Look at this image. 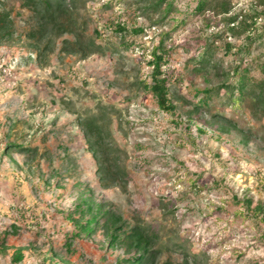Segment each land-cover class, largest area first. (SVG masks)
Returning a JSON list of instances; mask_svg holds the SVG:
<instances>
[{"label": "rangeland", "instance_id": "rangeland-1", "mask_svg": "<svg viewBox=\"0 0 264 264\" xmlns=\"http://www.w3.org/2000/svg\"><path fill=\"white\" fill-rule=\"evenodd\" d=\"M209 1L196 12L197 0H174L166 14L147 0H75L71 18L56 23L72 32L38 40L35 13L0 0L12 31L0 36V264H13L17 249L19 264H129L103 229L71 238L84 201L156 232L157 264H264V234L243 203L264 201V111L249 96L236 107L225 88L195 111L197 92L235 82L236 68L249 65L250 77L263 79L264 14L252 29L242 22L264 3L231 0L219 13L221 0ZM117 22L127 31L116 34ZM79 38L81 51L63 50ZM161 39L171 49L165 70L180 78L169 84L180 116L160 110L144 86ZM209 45L217 50L201 68L195 60ZM87 118L104 127L109 165L122 176L101 179Z\"/></svg>", "mask_w": 264, "mask_h": 264}, {"label": "trees", "instance_id": "trees-1", "mask_svg": "<svg viewBox=\"0 0 264 264\" xmlns=\"http://www.w3.org/2000/svg\"><path fill=\"white\" fill-rule=\"evenodd\" d=\"M22 6L29 8L35 13L38 18V27L33 29L30 33L32 37L41 40L49 33H53V30H60V32L71 31L70 28L59 25L57 29L56 23L58 19L63 16L71 18V10H73V3L75 0H21ZM147 6L153 9L165 5L166 14H168L174 5V0H147ZM264 3V0H259ZM210 4L209 0H197L195 9L196 12H202ZM216 10L219 13H228L232 8L231 0H221L216 6ZM214 7V8H215ZM264 14V8L259 12L255 11L251 15V21L242 22L245 29H252L256 23V19L259 15ZM9 14L7 11L0 14V36L4 38H10L12 31L9 29L10 24L8 23ZM238 20V15L234 14L227 18L229 25L235 26V22ZM116 34L127 31V26L123 22H117L114 24ZM113 31V32H114ZM134 32H144L142 27H137ZM100 36V34H99ZM250 36V35H249ZM252 37H249V43L247 51L249 52L250 45L252 44ZM66 42V41H65ZM68 42H66L67 44ZM82 41L77 39L70 45H65L63 50L67 52H77L83 49ZM231 45L227 43L226 52L228 53L231 49ZM206 53H202L197 56L195 60L199 63V67L204 68L206 64L211 63L212 54L211 50H217V47L211 45L207 48ZM170 47L165 44V40L161 39L157 45L151 50V59L149 65L152 67L150 73V80L144 81V86L148 89L153 97L155 98L160 110L172 113L180 116L177 111V105L173 102L170 94V82L180 80L174 72H167L165 66L169 63ZM210 51V52H209ZM89 50L83 51V56L89 54ZM93 52V51H92ZM251 66H245L242 70L238 68L235 72H240L239 77L233 83H222L217 88L207 86L202 91L197 92L202 94L199 98L198 104L195 105V111H199L202 108H209L211 103L214 101L213 93L220 91L222 88L227 89L229 93V99L232 104L236 107H241L242 101L247 96L251 97L260 110L264 111V77L260 81H255L250 77ZM181 118V117H180ZM178 122V121H177ZM179 124V123H177ZM81 125L86 129V137L89 144L90 150L93 152L98 164V172L103 182L122 176L125 174L123 170L117 165L116 171L112 169L110 164L108 153L110 149L106 141V132L102 125L96 122L93 118H87L81 121ZM8 146H14V144H8ZM118 178V177H117ZM120 178V177H119ZM244 205L248 212L252 213L258 219V227L264 234V201L253 203L251 197H245L243 200ZM78 212L77 217L71 218L74 224V230L71 238L84 236L91 237L98 230H105L106 237L108 238V245L110 248H122L125 252L130 253V256L125 259L129 264H157L160 257V248L157 246L158 234L149 227L142 224L130 225L123 217L122 214L116 210L109 208L102 210V208H95L93 203H78L75 209ZM8 231H4L1 237V243L6 241ZM72 239H67L66 244L69 248L72 245ZM24 255L20 249L15 250L12 263L19 264L23 261ZM164 264H172L169 261H165Z\"/></svg>", "mask_w": 264, "mask_h": 264}]
</instances>
